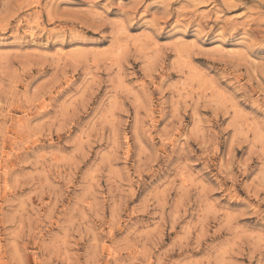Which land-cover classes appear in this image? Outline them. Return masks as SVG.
Masks as SVG:
<instances>
[{
	"label": "rangeland",
	"instance_id": "374dc122",
	"mask_svg": "<svg viewBox=\"0 0 264 264\" xmlns=\"http://www.w3.org/2000/svg\"><path fill=\"white\" fill-rule=\"evenodd\" d=\"M0 264H264V6L0 0Z\"/></svg>",
	"mask_w": 264,
	"mask_h": 264
},
{
	"label": "bare ground",
	"instance_id": "6f19581e",
	"mask_svg": "<svg viewBox=\"0 0 264 264\" xmlns=\"http://www.w3.org/2000/svg\"><path fill=\"white\" fill-rule=\"evenodd\" d=\"M259 1V3L262 5V6H264V0H258Z\"/></svg>",
	"mask_w": 264,
	"mask_h": 264
}]
</instances>
